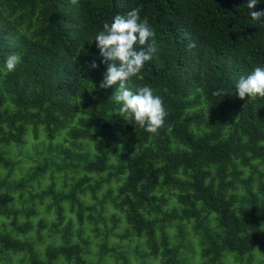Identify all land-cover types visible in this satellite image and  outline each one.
I'll return each mask as SVG.
<instances>
[{
  "label": "trees",
  "instance_id": "1",
  "mask_svg": "<svg viewBox=\"0 0 264 264\" xmlns=\"http://www.w3.org/2000/svg\"><path fill=\"white\" fill-rule=\"evenodd\" d=\"M247 3L0 0V264H264V98L235 87L264 66ZM136 7L157 51L127 84L163 99L157 134L99 87L120 62L94 37Z\"/></svg>",
  "mask_w": 264,
  "mask_h": 264
},
{
  "label": "clouds",
  "instance_id": "2",
  "mask_svg": "<svg viewBox=\"0 0 264 264\" xmlns=\"http://www.w3.org/2000/svg\"><path fill=\"white\" fill-rule=\"evenodd\" d=\"M72 4H78L79 0H70ZM258 0H248L247 8L251 11L249 15L253 20L261 21L264 18V10L252 11ZM140 7L127 12L126 15L117 14L111 22H105L102 30L95 35L96 45L100 55L105 60H119V66L109 63L104 78L100 81L99 87L106 89L119 82L115 92L111 95L114 102L121 104L118 112L124 120L134 121L136 125L151 134H157L164 127L165 118L168 112L164 101L154 90L148 86H139L133 90L129 87L128 80L136 76L144 67L145 62L152 59L157 51L155 40L148 43L154 32L149 25L147 17L140 16ZM264 22V21H262ZM140 46L139 48L137 46ZM21 62V56L13 53L5 60L6 72H12ZM103 62V61H102ZM90 68H96L93 61ZM236 94L240 99L245 96L255 99L264 98V66H256L246 76L240 77L235 85ZM220 89L213 92V95H224ZM166 131H172V125H168Z\"/></svg>",
  "mask_w": 264,
  "mask_h": 264
},
{
  "label": "rangeland",
  "instance_id": "3",
  "mask_svg": "<svg viewBox=\"0 0 264 264\" xmlns=\"http://www.w3.org/2000/svg\"><path fill=\"white\" fill-rule=\"evenodd\" d=\"M113 212H115V210L112 209V208H110V213H113ZM42 233H43V238H42L41 241H37V242H36V246H37V247L42 246V244L45 245V244H47V243L50 241V239L46 236V230H45V229L42 230ZM30 234L33 235V237H35L33 231H31ZM25 236H26V235H25Z\"/></svg>",
  "mask_w": 264,
  "mask_h": 264
}]
</instances>
